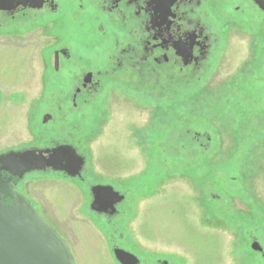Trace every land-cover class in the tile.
<instances>
[{
  "label": "rangeland",
  "instance_id": "1",
  "mask_svg": "<svg viewBox=\"0 0 264 264\" xmlns=\"http://www.w3.org/2000/svg\"><path fill=\"white\" fill-rule=\"evenodd\" d=\"M228 17L219 64L199 87L180 92L173 83L169 96L159 77L151 97L107 93L85 121L87 165L126 196L109 236L140 264L264 260L251 247L254 238L264 246V25L254 13ZM14 20L0 13V154L50 129L42 124L52 93L40 86L39 52L53 39L28 29L34 21L7 25ZM24 190L76 264H117L108 226L75 185L32 174Z\"/></svg>",
  "mask_w": 264,
  "mask_h": 264
},
{
  "label": "flooded vegetation",
  "instance_id": "2",
  "mask_svg": "<svg viewBox=\"0 0 264 264\" xmlns=\"http://www.w3.org/2000/svg\"><path fill=\"white\" fill-rule=\"evenodd\" d=\"M0 13L15 19L7 22L8 26H28L34 21L28 29L37 28L53 39L39 52L40 86L52 93L42 112V124L50 129L40 130L36 142L9 148L7 152L41 151L47 157L53 149L69 146L74 157L82 158L81 163L72 156L65 158L73 164L62 170L45 167L21 176L12 175L0 164V203H11L5 195L14 191L27 198L45 218L24 190V180L32 174L67 180L81 190L93 217L108 226L107 240L115 262L140 264L138 259L123 254L128 250L109 236L116 229L115 220L125 215L122 205L126 196L108 182L97 180L86 163L88 154L81 142L91 134L85 122L91 119L90 109L93 105L103 109L110 92L149 98L159 77L167 80L164 90L169 96L173 83L179 82L180 92L199 87L205 78L213 76L219 64L220 25L225 26L232 13H254L259 25H264L263 10L254 0H43L39 8L18 7ZM105 186H111L118 196L103 199L102 190L96 187ZM260 247L258 252L263 257L264 246ZM115 250L122 251L118 252V259ZM259 264H264V260Z\"/></svg>",
  "mask_w": 264,
  "mask_h": 264
},
{
  "label": "water",
  "instance_id": "3",
  "mask_svg": "<svg viewBox=\"0 0 264 264\" xmlns=\"http://www.w3.org/2000/svg\"><path fill=\"white\" fill-rule=\"evenodd\" d=\"M254 1L264 12V0ZM42 2L43 0H0V12L7 13L18 7L39 8ZM74 155L75 152L69 146L55 148L47 157L41 151H6L0 154V164L12 175L21 176L27 171L45 167L65 169L73 164L71 160L65 161V158ZM76 159L77 163H81V157L75 156L74 160ZM96 189L102 190L103 199L118 196L111 186ZM5 196L10 198L11 203H0V264H76L67 242L27 198L14 191H7ZM97 202L98 200L95 203ZM251 247L255 251L262 249L256 241H253ZM118 252L114 251L117 259L120 256ZM132 258L137 259L134 256Z\"/></svg>",
  "mask_w": 264,
  "mask_h": 264
},
{
  "label": "trees",
  "instance_id": "4",
  "mask_svg": "<svg viewBox=\"0 0 264 264\" xmlns=\"http://www.w3.org/2000/svg\"><path fill=\"white\" fill-rule=\"evenodd\" d=\"M259 257H260V256H259ZM254 264H259V261H256V259H255Z\"/></svg>",
  "mask_w": 264,
  "mask_h": 264
},
{
  "label": "bare ground",
  "instance_id": "5",
  "mask_svg": "<svg viewBox=\"0 0 264 264\" xmlns=\"http://www.w3.org/2000/svg\"><path fill=\"white\" fill-rule=\"evenodd\" d=\"M118 261V260H117Z\"/></svg>",
  "mask_w": 264,
  "mask_h": 264
}]
</instances>
